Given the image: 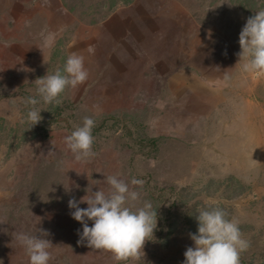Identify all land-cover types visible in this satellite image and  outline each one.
Here are the masks:
<instances>
[{
	"label": "rangeland",
	"instance_id": "obj_1",
	"mask_svg": "<svg viewBox=\"0 0 264 264\" xmlns=\"http://www.w3.org/2000/svg\"><path fill=\"white\" fill-rule=\"evenodd\" d=\"M130 1L0 0V264H29L13 234L39 235V229L54 245L49 264H183L194 246L195 216L212 208L223 209L249 241L240 264H264V72L244 71L247 58L237 55L239 34L264 0H177L197 30L206 36L214 27L235 51L233 86L208 77L209 86L199 88L190 85V70L183 87L114 86L93 60L98 49L83 54L82 27ZM92 35L98 40L97 30ZM73 37L88 79L67 87L59 104L44 103L34 82L63 72ZM201 88L208 92L201 95ZM29 97L39 103L27 104ZM33 107L42 119L32 126L27 114ZM84 117L95 121V155L78 161L65 137ZM109 175L139 192L129 201L134 210L149 201L157 211L138 260L116 261L109 251L77 243L83 226L68 201L100 187L107 192ZM133 178L144 181L142 188L130 184Z\"/></svg>",
	"mask_w": 264,
	"mask_h": 264
},
{
	"label": "clouds",
	"instance_id": "obj_2",
	"mask_svg": "<svg viewBox=\"0 0 264 264\" xmlns=\"http://www.w3.org/2000/svg\"><path fill=\"white\" fill-rule=\"evenodd\" d=\"M239 45V61L247 58L243 70L264 72V9L247 19L239 34ZM88 75L84 57L72 52L63 72L57 70L54 74L47 73L34 83L44 103L59 104L60 94L69 86L75 88L84 83ZM224 78L229 79L228 72H225ZM26 103L35 106L39 100L29 97ZM40 112L35 107L29 110L27 117L32 126L41 121ZM94 126V119L84 117L82 126L65 137L67 147L78 161L95 155L92 151ZM103 182L109 186L107 192L100 187L95 192L90 190L91 194L87 191L79 201L75 198L68 201V207L74 209L71 212L72 218L83 226L82 233L78 230L80 240L77 243L86 241L90 248L109 251L116 261L138 260L144 256L145 243L151 240L149 237L153 236L156 229L157 211L149 201H144L135 210L133 206H129V201H137L140 194L116 175L106 176ZM130 184L142 188L144 181L133 178ZM81 203H86L87 208H80ZM227 216L220 208L201 210L195 216L198 222L197 232L189 233L194 246L187 247L183 264H240L241 253L248 250L250 243L242 238L238 223ZM87 221L93 222L91 227ZM38 233L39 235L14 233L13 237L27 249L29 264H49L53 259L50 249L54 245L45 238L49 232L39 229Z\"/></svg>",
	"mask_w": 264,
	"mask_h": 264
},
{
	"label": "crops",
	"instance_id": "obj_3",
	"mask_svg": "<svg viewBox=\"0 0 264 264\" xmlns=\"http://www.w3.org/2000/svg\"><path fill=\"white\" fill-rule=\"evenodd\" d=\"M178 1L153 0L152 8V0H131L129 7H121L95 25L85 24L80 36L83 54L98 49L99 56L93 60L100 62V68L106 71L104 75L114 80L109 84L114 86L183 87L187 85V70L194 77L190 85L196 88L208 87L204 79L209 78L218 81V85L233 86L234 48L220 39L214 27L207 30L206 36L197 30V21ZM163 2L166 11L162 9ZM92 29L97 30L98 40ZM75 41L73 37L67 42L69 53L77 51ZM225 72L229 73L228 80L224 78ZM204 91L208 92V88H201L200 94Z\"/></svg>",
	"mask_w": 264,
	"mask_h": 264
}]
</instances>
